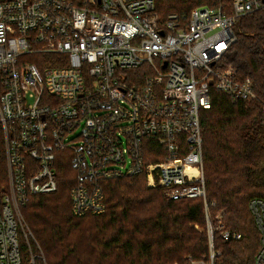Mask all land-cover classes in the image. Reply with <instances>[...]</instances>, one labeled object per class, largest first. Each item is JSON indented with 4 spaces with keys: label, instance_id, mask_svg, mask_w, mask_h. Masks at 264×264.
Masks as SVG:
<instances>
[{
    "label": "built area",
    "instance_id": "built-area-1",
    "mask_svg": "<svg viewBox=\"0 0 264 264\" xmlns=\"http://www.w3.org/2000/svg\"><path fill=\"white\" fill-rule=\"evenodd\" d=\"M263 8L231 0L161 20L155 0H0V264H47L25 238L21 209L58 190L59 157L77 173V217L104 213L102 183L128 176L171 199H202L208 253L183 264H219L216 233L242 235L224 229V211L213 216L202 113L214 90L258 99L224 57L236 19ZM249 207L264 264V201Z\"/></svg>",
    "mask_w": 264,
    "mask_h": 264
},
{
    "label": "trees",
    "instance_id": "trees-1",
    "mask_svg": "<svg viewBox=\"0 0 264 264\" xmlns=\"http://www.w3.org/2000/svg\"><path fill=\"white\" fill-rule=\"evenodd\" d=\"M230 1L155 0L161 20ZM234 31L224 62L254 81L258 99L233 101L214 90L212 107L202 113L205 177L208 200L217 202L213 216L223 210L224 229L242 235L226 240L216 233L219 264H255L263 235L249 205L264 201V8L237 18ZM60 164L58 190L32 197L23 210L48 264H183L208 253L202 199H171L148 187L144 175L128 176L102 183L104 213L77 217L70 196L77 173L69 160Z\"/></svg>",
    "mask_w": 264,
    "mask_h": 264
},
{
    "label": "rangeland",
    "instance_id": "rangeland-1",
    "mask_svg": "<svg viewBox=\"0 0 264 264\" xmlns=\"http://www.w3.org/2000/svg\"><path fill=\"white\" fill-rule=\"evenodd\" d=\"M231 2V1H230ZM61 161H64V159H62L61 157H59V159L57 160V165H56V169L58 171V175H59V171L61 172L62 170V167H61V164L60 162ZM70 173H72V175H74L73 172H71V170H69ZM148 186V185H147ZM149 187V186H148ZM152 188V187H151ZM25 207V206H24ZM24 207L21 209V216H22V222H23V226H22V229L24 230V234H25V238L27 237L28 240L32 243V245L35 247V249H39L41 248L40 244L38 243V240L33 232V230L31 229L30 225L28 224L25 216H24V213H23V210H24ZM223 211V210H221ZM220 211V212H221ZM219 212V213H220ZM218 214V213H217ZM86 222H89V221H86ZM93 226V225H92ZM195 227L200 231V232H205V228H202L200 225L196 224ZM96 230V225L94 227V231ZM110 233V232H109ZM24 242V241H23ZM46 257V255H45ZM46 262L48 264V261H47V258H46ZM168 264H172V263H168Z\"/></svg>",
    "mask_w": 264,
    "mask_h": 264
}]
</instances>
